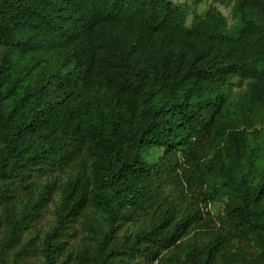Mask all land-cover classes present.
Segmentation results:
<instances>
[{"label":"trees","instance_id":"1","mask_svg":"<svg viewBox=\"0 0 264 264\" xmlns=\"http://www.w3.org/2000/svg\"><path fill=\"white\" fill-rule=\"evenodd\" d=\"M205 1L189 22L171 0H0V203L71 170L42 264L77 218L82 263L264 264V0ZM53 178L4 212L0 264L34 250Z\"/></svg>","mask_w":264,"mask_h":264},{"label":"rangeland","instance_id":"2","mask_svg":"<svg viewBox=\"0 0 264 264\" xmlns=\"http://www.w3.org/2000/svg\"><path fill=\"white\" fill-rule=\"evenodd\" d=\"M172 2L183 5L189 4L191 7L189 22L192 20V16L195 11L198 13H204L210 6L208 1H205L204 4L199 6L197 9L193 5V0H171ZM220 10L228 17L230 23L232 21L231 9L220 7ZM251 129H259L261 134L264 135V115L258 114L257 118L250 125ZM163 151H154L147 155L146 160L149 162H155ZM226 163L225 171L227 173L226 178L229 184L235 185L238 182V178L231 172V169ZM191 163H186L181 168V177L184 183L187 184L189 189H195L196 185L192 181V176L190 175ZM71 170L63 168L62 170L56 169L53 174H35L25 182L24 187L14 186L12 188V199L10 201H2L0 203V241L5 235L7 229V224L3 219L4 212L6 210L20 211L23 207L27 206L29 200L32 196H36L40 191L41 185L48 178H53L57 181L58 187L54 190L50 201L45 204L43 209L39 212L37 217L28 225L22 234V240H27L34 238L35 248L32 252L22 256L17 264H42L44 262L43 256L41 254L42 241L45 233L54 226L55 224V210L58 208L60 203V185L65 181L66 176L70 174ZM53 176V177H52ZM9 204L7 207L6 205ZM221 206L216 205L211 208V211L215 214L220 211ZM81 218L69 223L68 229L62 237V248L59 252L55 264H60L61 261L65 258L71 259L69 264H87L82 263L76 260V254L81 250L91 245V242L88 239V232L84 229L82 223L80 222ZM12 252V251H11ZM10 252V253H11ZM11 255V254H10Z\"/></svg>","mask_w":264,"mask_h":264}]
</instances>
